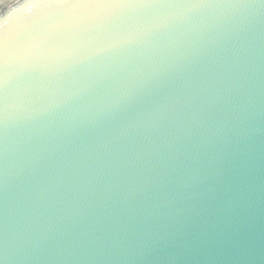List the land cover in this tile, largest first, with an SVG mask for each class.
Listing matches in <instances>:
<instances>
[{
  "label": "water",
  "instance_id": "95a60500",
  "mask_svg": "<svg viewBox=\"0 0 264 264\" xmlns=\"http://www.w3.org/2000/svg\"><path fill=\"white\" fill-rule=\"evenodd\" d=\"M0 0V264H264V0Z\"/></svg>",
  "mask_w": 264,
  "mask_h": 264
},
{
  "label": "snow or ice",
  "instance_id": "6c2138e0",
  "mask_svg": "<svg viewBox=\"0 0 264 264\" xmlns=\"http://www.w3.org/2000/svg\"><path fill=\"white\" fill-rule=\"evenodd\" d=\"M64 2H67V0H64ZM71 2L78 4L79 6L88 7L92 6L89 3V0H71Z\"/></svg>",
  "mask_w": 264,
  "mask_h": 264
}]
</instances>
